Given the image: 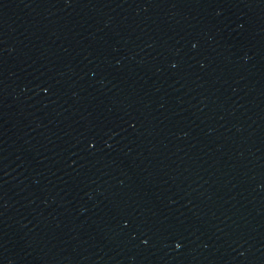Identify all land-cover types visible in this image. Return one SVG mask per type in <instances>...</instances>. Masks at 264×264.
<instances>
[{
    "label": "water",
    "instance_id": "1",
    "mask_svg": "<svg viewBox=\"0 0 264 264\" xmlns=\"http://www.w3.org/2000/svg\"><path fill=\"white\" fill-rule=\"evenodd\" d=\"M0 264H264V0H0Z\"/></svg>",
    "mask_w": 264,
    "mask_h": 264
},
{
    "label": "snow or ice",
    "instance_id": "2",
    "mask_svg": "<svg viewBox=\"0 0 264 264\" xmlns=\"http://www.w3.org/2000/svg\"><path fill=\"white\" fill-rule=\"evenodd\" d=\"M177 247H180V245H177Z\"/></svg>",
    "mask_w": 264,
    "mask_h": 264
}]
</instances>
